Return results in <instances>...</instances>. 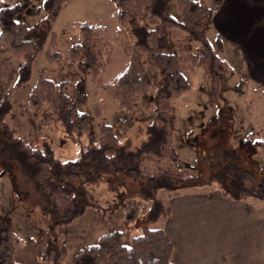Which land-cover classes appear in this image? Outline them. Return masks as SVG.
Instances as JSON below:
<instances>
[{
  "label": "trees",
  "instance_id": "16d2710c",
  "mask_svg": "<svg viewBox=\"0 0 264 264\" xmlns=\"http://www.w3.org/2000/svg\"><path fill=\"white\" fill-rule=\"evenodd\" d=\"M74 0H45L42 7L32 8V0H7L0 8V41L11 54L21 60L18 67L16 88L29 83L39 54L46 49V62L62 69L75 66L85 76H91L98 88L107 97L118 102L125 115L121 122L124 135L134 129L137 110L142 99L153 88V75L145 67V61L156 69L162 85L153 95V112L147 139L135 150L123 147L112 125L99 123L101 138L84 147L74 160L61 162L50 145L34 147L18 137L7 122L14 103L9 95L0 99V147H7L26 175L37 183L45 185L44 219L47 229L43 233L45 247L39 260L41 264H64L73 249L58 238L60 228L78 222L91 208L101 209L103 205L94 198L91 188L100 186L107 175L124 172L132 178H147L146 187L155 190L150 205L129 203L123 213L127 223L147 215L153 223H160L170 217L167 201L157 197L161 189L174 195L180 191L199 188L215 189V183H230L223 189L225 197L236 201L264 200V167L260 177L239 164L227 162L224 167L211 173L205 181L203 176L193 173H179L169 166L176 164L179 154L175 145L177 101L192 90L188 71L201 69L209 84L208 99L212 104L221 103L229 74V63L222 58L223 41L218 38L211 43L205 31L209 16L205 0H176L181 18L170 12L171 0H112L119 23L116 40L120 41L124 31L132 38V51L128 52L127 69L114 81L103 82L101 74L112 64L114 42L106 41L105 26L82 24L78 39L73 43L65 58L58 50L59 37L53 31L58 15ZM222 0H217L216 9ZM31 11L34 16L45 12L37 26L29 27L20 17ZM179 30L201 44L200 56L191 51L176 52L172 32ZM179 32V33H180ZM177 35V34H176ZM109 50L106 59L101 49ZM104 60V61H103ZM103 61V62H102ZM42 70L38 83L28 98V110L33 121L50 132L65 133L81 138L90 136L91 116L83 111L88 104L85 92V78L56 82ZM102 102L94 106L95 116L102 117ZM264 155V140L257 142ZM154 165L148 173L144 165ZM59 173L61 181H53ZM171 178L183 182L177 186L157 185V180ZM162 226V225H161ZM145 227L143 232L124 244L127 236L121 230H112L76 251L71 264H175L173 244L163 227ZM11 221L0 219V264H24L16 260L20 237Z\"/></svg>",
  "mask_w": 264,
  "mask_h": 264
},
{
  "label": "rangeland",
  "instance_id": "374dc122",
  "mask_svg": "<svg viewBox=\"0 0 264 264\" xmlns=\"http://www.w3.org/2000/svg\"><path fill=\"white\" fill-rule=\"evenodd\" d=\"M14 1L18 2L19 0ZM32 2V8H36L42 7L45 0H32ZM7 3V0H0V8ZM115 6L112 0H74L58 15L53 27V31L59 37L58 51L65 58H67L69 47L78 39L80 25L109 28L108 32L104 34V38L106 41L114 42L113 48L109 49L113 51L111 53L113 62L101 74L103 82L114 81L127 69L130 63L126 50L131 52L133 49L132 38L126 31L120 41L116 40L119 23ZM212 7L213 0H206L205 9L209 17L214 11ZM170 8L171 14L179 20L181 15L176 0H171ZM45 15V12H42L34 16L31 11H28L20 19L29 27H34ZM205 31L208 39L214 44L215 38L210 23H207ZM179 32V30H175L171 34L176 52L191 51L200 56L201 44L192 40L186 33ZM47 47L48 43L35 62L29 83L21 88H16L21 60L16 59L8 47L0 41V99L4 95H9L15 104L7 118V122L13 127L15 134L34 147L52 146L61 162L76 159L81 154L80 151L90 143V137L95 141L100 140L99 123L101 121L114 127L121 145L126 150L127 148L135 150L143 145L147 139L154 111L153 95L162 85L156 69L145 61V67L153 75V88L139 104L134 129L124 135L121 122L125 115V109L118 102L107 97L104 91L94 84L91 76L83 75L74 65L61 70L60 67L47 63L45 56ZM109 50L101 49L103 59H106ZM221 55L225 60L227 59L226 54L222 53ZM42 70L46 71L48 77L56 82L76 81L85 78L84 89L89 96V101L83 111L88 113L92 119L90 136L78 138L59 131L57 133L50 132L38 122L33 121L28 110V98L32 88L38 83L37 80ZM201 72L200 69H195L193 74L186 73L191 79L193 90L177 101L179 109L176 114L178 125H176L175 145L180 158L176 164L169 167L179 173L203 176L206 181L211 173L221 170L229 162L237 163L244 169L256 172L255 174L260 177L262 173L260 169L264 167V155L257 146L246 143L252 139L246 137L245 133L250 128L257 127L251 117L264 115V98L244 97L243 83L237 79L236 74H231L230 77H226L227 80L224 82L226 91L221 103L212 104L208 99L209 84ZM99 101L102 102L103 108L101 118H97L94 112V106ZM249 106L255 109L248 112ZM259 111L260 114L257 115ZM233 119L240 126L235 128L237 136L231 143L228 136L219 135L220 130L215 126H218L216 123L220 124V122ZM260 119L262 127L258 130L264 132V116ZM224 131L227 132V129ZM261 139L264 140V137ZM10 150L4 146L0 147V219L11 221L20 237L16 254L18 263L41 264L39 255L43 252L46 244L43 233L47 229L43 214L46 187L24 173L18 161L13 159ZM153 166L146 164L143 169L150 173L151 169L155 167ZM60 176L57 173L53 181H61ZM104 179L100 186L91 188L94 198L104 208L100 210L91 208L78 222L62 227L58 231V238L61 237L73 249L71 256L64 264H71L76 251L85 245L96 243L100 237L112 230L125 232L127 236L124 239V244L130 245L131 239L141 234L145 227L157 228L161 226L159 222L153 223L147 215H141L133 223H127L123 218L125 207L129 203L136 202L140 206L146 205L147 207L150 205V199L154 196L155 190L146 187L147 178H132L125 175L124 172H119L116 175H107ZM182 184L183 182L171 178L157 180V185L162 186ZM230 186L231 184L228 182L213 185L215 189H228ZM168 194V191L161 189L157 197L166 202Z\"/></svg>",
  "mask_w": 264,
  "mask_h": 264
},
{
  "label": "crops",
  "instance_id": "0c3cea01",
  "mask_svg": "<svg viewBox=\"0 0 264 264\" xmlns=\"http://www.w3.org/2000/svg\"><path fill=\"white\" fill-rule=\"evenodd\" d=\"M216 2L208 23L215 41H223L220 53L231 67L227 76L237 75L244 97L264 98V0H222L217 9ZM253 109L249 106L248 112ZM262 116L251 117L257 127L245 133L252 139L247 144L263 140L264 132L258 130ZM236 122L215 127L232 143L240 126ZM167 202L172 215L161 227L173 244L175 264H264V200L236 202L220 189L199 188L169 195Z\"/></svg>",
  "mask_w": 264,
  "mask_h": 264
}]
</instances>
